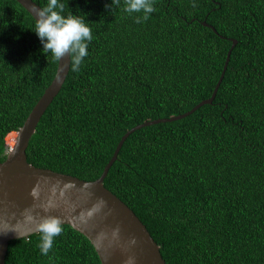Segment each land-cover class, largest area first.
<instances>
[{"label":"trees","instance_id":"16d2710c","mask_svg":"<svg viewBox=\"0 0 264 264\" xmlns=\"http://www.w3.org/2000/svg\"><path fill=\"white\" fill-rule=\"evenodd\" d=\"M61 2L93 39L41 117L28 161L97 179L129 129L211 97L236 39L213 102L132 132L104 184L145 223L167 264H264V0H153L140 24L123 0L114 9L112 0ZM34 25L17 0H0V162L7 135L57 72ZM62 229L47 256L38 232L11 240L5 264H102L87 236Z\"/></svg>","mask_w":264,"mask_h":264},{"label":"water","instance_id":"95a60500","mask_svg":"<svg viewBox=\"0 0 264 264\" xmlns=\"http://www.w3.org/2000/svg\"><path fill=\"white\" fill-rule=\"evenodd\" d=\"M17 1L36 18L31 9L33 6L41 7L38 3L34 0ZM232 40L222 74L211 97L185 113L148 120L129 129L120 139L102 174L95 180L38 167L28 161L30 139L69 73V67L66 66L69 65V57L58 61L54 79L17 131L13 149L0 162V264L6 262L10 241L37 233L35 225L45 216L59 217L62 224H69L87 236L102 264H129L130 260L131 264H167L160 245L145 223L128 204L105 186L104 180L125 140L136 129L183 118L202 105L213 102L237 43L236 39ZM33 190L38 193L36 198L30 195ZM29 215L33 220L27 219Z\"/></svg>","mask_w":264,"mask_h":264},{"label":"clouds","instance_id":"9594fccd","mask_svg":"<svg viewBox=\"0 0 264 264\" xmlns=\"http://www.w3.org/2000/svg\"><path fill=\"white\" fill-rule=\"evenodd\" d=\"M192 6L195 7V3ZM109 7L120 8L121 0H112V5ZM64 9L65 4L61 0H47L43 7L33 6L31 11L36 18L32 31L40 39L44 54L47 56L51 54L54 61H60L65 56L69 57V65L66 66L69 67V71L77 73L88 55V43L93 39L92 30L79 15H64ZM122 10L129 15L141 14L134 18V22L138 24L147 21L150 14L155 12L153 0H123ZM13 147L14 145H9L7 154ZM30 195L36 198L38 193L33 190ZM27 219L31 221L33 217L29 215ZM35 227L40 234L37 247L41 255L47 256L52 250L54 238L63 231L62 221L56 216H45L36 223ZM17 236L19 237L18 233Z\"/></svg>","mask_w":264,"mask_h":264},{"label":"rangeland","instance_id":"374dc122","mask_svg":"<svg viewBox=\"0 0 264 264\" xmlns=\"http://www.w3.org/2000/svg\"><path fill=\"white\" fill-rule=\"evenodd\" d=\"M16 138H17V131L10 132L7 135V143H9V145L13 146L15 144Z\"/></svg>","mask_w":264,"mask_h":264}]
</instances>
